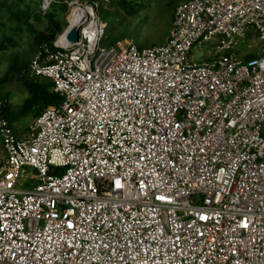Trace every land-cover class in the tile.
I'll return each instance as SVG.
<instances>
[{"label": "built area", "instance_id": "obj_1", "mask_svg": "<svg viewBox=\"0 0 264 264\" xmlns=\"http://www.w3.org/2000/svg\"><path fill=\"white\" fill-rule=\"evenodd\" d=\"M95 3L23 71L64 98L27 139L0 97V264H264V0H185L148 48Z\"/></svg>", "mask_w": 264, "mask_h": 264}, {"label": "rangeland", "instance_id": "obj_2", "mask_svg": "<svg viewBox=\"0 0 264 264\" xmlns=\"http://www.w3.org/2000/svg\"><path fill=\"white\" fill-rule=\"evenodd\" d=\"M75 1L81 5L96 4L93 0H56L53 7L46 13L41 11L42 0H0V42L11 40L5 50H0V79H3L9 69L11 60L14 57H27L34 61L38 53H35V36L31 34L26 25L19 23L11 17L13 12H30L33 14L30 23L38 33H46L49 26L47 15L54 14L56 20L62 27H67L68 18L71 16ZM185 0H127L135 8L134 16L124 10L122 0H101L98 11L108 24L106 44L115 40L126 38L134 41L139 47L148 48L163 45L168 41L172 29L177 7ZM251 45V46H250ZM250 46V47H249ZM213 43H208L202 49L194 51L193 57L196 61L206 60L211 57L208 53L213 49ZM241 52L244 55L258 56L261 52L260 43L257 41H246ZM31 62V63H32ZM22 75H15L8 82L0 84V89L7 90L10 94V102L13 108L21 107L29 98L27 90L22 84ZM43 84H52L48 79L31 78ZM1 94V93H0ZM30 119L14 124L15 128L24 125H31ZM30 131V128L27 129ZM18 138V136H17ZM0 141V145H1ZM3 148V147H2ZM26 189H30L34 183H25Z\"/></svg>", "mask_w": 264, "mask_h": 264}, {"label": "trees", "instance_id": "obj_3", "mask_svg": "<svg viewBox=\"0 0 264 264\" xmlns=\"http://www.w3.org/2000/svg\"><path fill=\"white\" fill-rule=\"evenodd\" d=\"M93 1L100 2L101 0ZM122 2L124 10H126L131 15V17L134 16L136 13L135 8L132 7L127 2V0H122ZM10 14L11 17H13L19 23L26 25L31 34L35 36V53H38L40 50H42L44 46L49 47L53 50V43L56 37L64 31V27H62L60 23L56 20L54 14L47 15L49 26L47 28L46 33H38L33 28V25L30 23L33 17L32 13L10 11ZM117 41L118 40H115L108 45H115ZM10 43L12 42L9 39H7V41L0 42V50H5V48H7V44ZM105 45L107 44L105 43ZM255 57L256 56L246 55L244 59L247 61ZM31 62L32 61H30L27 57H14L11 60L6 76L3 79H0V84L8 82L10 79L15 77V75H22L23 71H26L30 67ZM21 81L24 88L29 94V98L19 108V110H15L9 105L8 95L0 94V97L5 102V118L10 122L12 126L14 120L17 121L29 117H32V119L35 120L36 118L40 117L43 113H45L49 108L57 107L64 101V98L60 94L55 92L54 84H43L39 81L31 79L30 77H24V79H22Z\"/></svg>", "mask_w": 264, "mask_h": 264}, {"label": "crops", "instance_id": "obj_4", "mask_svg": "<svg viewBox=\"0 0 264 264\" xmlns=\"http://www.w3.org/2000/svg\"><path fill=\"white\" fill-rule=\"evenodd\" d=\"M167 42V41H166ZM0 93L2 94V95H5L6 93L8 94V91L5 89V90H2V89H0ZM5 93V94H4ZM9 96H10V94H9ZM9 105L12 107V104H11V102H10V98H9ZM13 108V107H12ZM19 108L20 107H16V108H13V109H17V110H19ZM28 119H30V121H33L32 122V124L30 125L29 124V126L26 124V125H24V126H22V127H19V128H15L14 127V124L15 123H18V122H24L25 120H28ZM33 124H34V119H32V117H29V118H25V119H21V120H14V122H13V127H14V131H15V133H16V135L18 136V138H20V139H27L28 138V136H29V134L31 133L30 131H31V128L33 127ZM28 128H30V131H27V129ZM0 141H1V138H0ZM3 147V144H2V142H1V145H0V161L1 160H3L4 158H5V152H4V148H2Z\"/></svg>", "mask_w": 264, "mask_h": 264}, {"label": "water", "instance_id": "obj_5", "mask_svg": "<svg viewBox=\"0 0 264 264\" xmlns=\"http://www.w3.org/2000/svg\"><path fill=\"white\" fill-rule=\"evenodd\" d=\"M73 35H74V34H72V35L70 36V38H72V39H73Z\"/></svg>", "mask_w": 264, "mask_h": 264}]
</instances>
